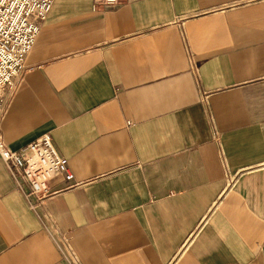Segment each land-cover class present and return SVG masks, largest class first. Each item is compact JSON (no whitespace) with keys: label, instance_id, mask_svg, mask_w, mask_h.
<instances>
[{"label":"crops","instance_id":"1","mask_svg":"<svg viewBox=\"0 0 264 264\" xmlns=\"http://www.w3.org/2000/svg\"><path fill=\"white\" fill-rule=\"evenodd\" d=\"M33 21L0 134H48L73 175L50 189L74 187L32 210L0 159V264H68L61 234L81 264H264V0H55Z\"/></svg>","mask_w":264,"mask_h":264},{"label":"built area","instance_id":"2","mask_svg":"<svg viewBox=\"0 0 264 264\" xmlns=\"http://www.w3.org/2000/svg\"><path fill=\"white\" fill-rule=\"evenodd\" d=\"M55 0H0V120L6 113L13 87L20 76L24 61L34 46L40 32L34 19L44 21L49 15ZM102 9H111L118 0H96ZM0 159L8 169L16 186L22 191L21 180L28 186L24 192L32 210L42 209L47 200L52 199L74 185L69 184L62 190H51L50 182L62 177L71 183L73 175L68 161L60 156L48 134L40 136L19 151H12L0 134ZM44 221L51 223L47 213ZM52 234L56 233L50 226ZM60 250L68 264H81L74 253L70 239L60 235Z\"/></svg>","mask_w":264,"mask_h":264}]
</instances>
